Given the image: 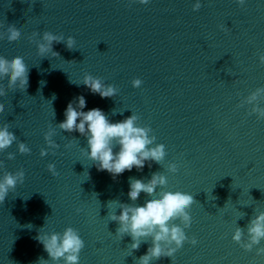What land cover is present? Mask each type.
<instances>
[{"label": "water", "instance_id": "95a60500", "mask_svg": "<svg viewBox=\"0 0 264 264\" xmlns=\"http://www.w3.org/2000/svg\"><path fill=\"white\" fill-rule=\"evenodd\" d=\"M0 0V56L24 58L25 90H8L0 77L5 123L17 140L0 152V177L23 169L25 179L0 204V264H37L49 259L39 233L77 229L85 242L79 264H138L151 238L132 251L131 237L116 235L120 203L143 205L163 191L193 195L192 223L172 258L151 264H264V240L245 251L233 241L237 228L248 241L250 221L264 212V119L246 98L264 87V0ZM21 32L7 40V27ZM49 31L75 39L72 50L53 44L59 56L40 57L37 45ZM41 35H35L34 33ZM85 74L112 85L101 98L81 84ZM142 80L139 88L132 85ZM83 95V111L100 108L110 122L131 115L136 126L166 148L160 164L113 177L85 155L86 138L58 127L69 102ZM258 103L264 107V96ZM249 113H252L249 115ZM52 141L49 145L44 137ZM75 138V139H74ZM24 142L30 154H20ZM41 149L47 155L41 157ZM118 150V149H116ZM9 153L14 159H7ZM178 171H168L169 163ZM53 163L58 176L47 165ZM151 164V167L148 165ZM153 173L167 178L157 195L130 201V178L145 183ZM80 209V212L76 210ZM179 223V221H176ZM49 264H64L63 260Z\"/></svg>", "mask_w": 264, "mask_h": 264}, {"label": "clouds", "instance_id": "9594fccd", "mask_svg": "<svg viewBox=\"0 0 264 264\" xmlns=\"http://www.w3.org/2000/svg\"><path fill=\"white\" fill-rule=\"evenodd\" d=\"M141 4H148L149 0H140ZM241 6L245 0H237ZM201 7L199 0L193 6L194 11ZM7 40L16 42L21 37L20 30L15 25L7 27ZM41 35L40 33H34ZM42 41L37 45V55L40 57L59 56V53L53 51V44L64 43L67 49L72 50L75 45V39L71 36L56 35L49 31L42 33ZM261 65H264V55L259 56ZM29 69L25 60L21 56H15L7 59L0 56V77L7 79L8 90H25L28 86ZM91 93L98 94L101 98H111L116 95V89L112 85H105L100 78L85 74L81 82ZM142 80L136 78L132 81L135 88H139ZM6 91L0 89V97H4ZM264 96V87L257 88L247 98L248 104H253L252 113L257 115V119H264V107L258 103L260 97ZM86 107V100L83 95L69 102L65 111V119L58 124V127L65 132H78L86 138L87 150L85 155L96 166L98 171H107L113 177H116L126 170L131 171L134 167L142 171L146 161H152L160 164L166 157V148L162 143L155 144V137L149 138L150 128L136 126L138 117L131 115L119 122H110L107 115L100 108H92L83 111ZM5 111V104L0 103V113ZM252 113H249L251 115ZM45 141L55 147L49 136L44 137ZM75 139V138H74ZM16 135L9 131V125L5 123L0 127V152H4L14 141ZM20 154H30L31 150L24 142L18 143ZM118 149V150H116ZM47 155V149H41V157ZM7 159H14V154L9 153ZM3 162L0 161V167ZM151 167V164L148 165ZM47 170L53 175L58 176L55 165L49 163ZM168 171L176 173L178 166L176 163H169ZM25 179L23 169L15 172L5 171L0 177V204H3L5 198L11 191H14L18 184H22ZM168 181L165 175L153 173L151 179L145 183L142 179L130 178L129 191L127 193L130 201L135 202L140 194L144 193L149 197L157 195V189L163 188ZM195 203L193 195L181 191H163L158 198L149 199L143 205L135 203H120L119 214H111L110 221L116 222V235L121 240L125 236L131 237L130 247L132 251L139 250L142 242H147L151 238V244L147 252L141 255L137 260L138 264H151L153 260L161 258H172L174 254L183 247L185 242L195 246L197 240L189 237L185 229L192 223L190 208ZM80 212V209L76 210ZM179 221V223H176ZM248 241L244 242L242 229L237 228L232 239L239 244L245 251H251L253 246L259 245L264 240V212L260 213L256 219L250 221L247 227ZM36 239L43 245L44 251L49 259L41 257L37 264H49L52 262L64 261V264H79L80 253L85 247V242L81 238L77 229L66 228L63 233H39ZM264 254V248L257 249V255Z\"/></svg>", "mask_w": 264, "mask_h": 264}]
</instances>
